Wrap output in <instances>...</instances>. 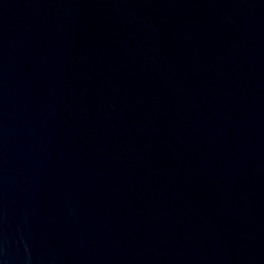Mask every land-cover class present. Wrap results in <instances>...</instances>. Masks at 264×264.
I'll return each mask as SVG.
<instances>
[{
    "label": "water",
    "instance_id": "obj_1",
    "mask_svg": "<svg viewBox=\"0 0 264 264\" xmlns=\"http://www.w3.org/2000/svg\"><path fill=\"white\" fill-rule=\"evenodd\" d=\"M0 264H264V0H0Z\"/></svg>",
    "mask_w": 264,
    "mask_h": 264
}]
</instances>
